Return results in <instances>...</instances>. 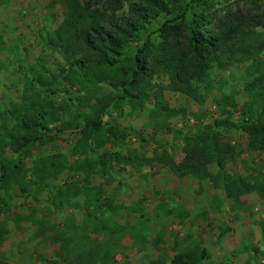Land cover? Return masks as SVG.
<instances>
[{
    "label": "trees",
    "instance_id": "1",
    "mask_svg": "<svg viewBox=\"0 0 264 264\" xmlns=\"http://www.w3.org/2000/svg\"><path fill=\"white\" fill-rule=\"evenodd\" d=\"M56 1L50 0L49 4ZM127 1L62 0L63 17L46 44L57 51L67 67L63 77L68 84L105 82L119 88V101L115 102L118 107L124 103L131 109H142L144 100H150L143 124L149 132L147 136L131 134L138 148L122 154L119 147L130 134L124 127L103 121L107 106H96L90 111L71 109L72 99L68 108L56 106L52 95L61 90L56 80L58 74L49 71L44 60L36 67H27L22 76L23 92L16 100L8 99L6 106H0V264H4L1 248L9 231L8 218L2 214L8 211L4 198L10 200L14 190L22 197H35L43 191L56 210L75 198L82 200L84 216L75 234L71 222L57 229L45 217L35 218L33 208L26 219L34 223L36 235L45 237L46 229L51 232L47 238L57 244L64 264H93L89 262L93 255L98 257L97 264H106L108 256L97 238H90L89 234L104 228L100 213L107 200L101 187L92 188L90 177L104 176L113 165L130 163L132 157L163 164L176 177L211 180L236 206L244 202L243 196L264 199L263 177L228 172L226 165L233 160V147L220 133L223 128H239L246 135L248 149L264 152V71L243 83L242 99L234 92L218 89L212 123L183 136L185 154L181 163H176L164 150H152L146 158L149 141L167 128L163 120L173 113L162 95L164 86L151 82L155 68L166 73L167 87L172 92L201 102L204 93L216 83L215 73L224 65L220 60L222 53L244 30L255 25L264 28V10L250 13L233 10L231 5L212 9L217 0H138L130 1L124 10L122 6ZM253 1L260 2L256 9H264V0ZM6 2L0 0V6ZM159 16L162 21L153 30L154 37L146 35L131 54H125L127 45L138 41L150 22ZM74 99V104L82 107L84 102L78 96ZM63 113L69 114L64 118ZM64 133L75 135L71 160L57 151H41L61 141ZM34 150L39 152L36 157ZM75 155L81 159H75ZM64 171L67 173L58 182ZM17 219L22 217H15L14 224ZM226 230L228 227L222 228L218 237L224 236ZM259 230L256 243L242 246L246 256L241 264H251L254 258L264 264V228ZM166 259L168 264H216L201 239L193 240L187 248ZM164 261L157 257L148 264Z\"/></svg>",
    "mask_w": 264,
    "mask_h": 264
},
{
    "label": "rangeland",
    "instance_id": "2",
    "mask_svg": "<svg viewBox=\"0 0 264 264\" xmlns=\"http://www.w3.org/2000/svg\"><path fill=\"white\" fill-rule=\"evenodd\" d=\"M49 1L7 0L0 6L3 37L0 106H6L8 99L16 100L20 96L24 89L23 72L44 60L45 67L58 74L56 80L61 90L52 95L56 106L68 108L69 99L73 100L71 109L77 107L90 111L96 106H107L103 121L124 127L130 134L119 151L125 154L127 150H137L138 143L131 134L138 132L147 136L149 129H144L143 124L151 106L150 100H144L142 109H131L124 103L118 107L115 102L120 95L119 88L105 82L68 84L63 77L67 67L57 51L46 44L48 36L61 21L65 7L62 0H57L53 5ZM130 1L138 0L124 2V10ZM228 5L233 10L239 8L250 13L264 10L263 7L256 9L260 2L253 0H217L211 8L221 10ZM161 21V16L152 20L138 41L127 45L125 54H131L146 35L154 37L153 30ZM250 29L241 32L232 41L230 49L222 53L220 60L224 65L221 71L215 73L216 83L204 93L201 102L172 92L167 87L166 73L155 68L151 82L164 86L162 95L173 113L163 120L167 128L161 129L149 141L146 158L151 156L152 150H164L176 163H181L185 154L183 136L212 123L218 89L234 92L239 99L243 98V83L264 71V28L255 25ZM75 96L84 102L82 107L74 104ZM68 114L63 113L64 118ZM58 122V119L54 120L55 124ZM220 133L233 147V160L226 165L228 172L264 178V152L248 149L246 135L239 128H223ZM74 138L75 135L64 133L61 141L41 151H57L71 160ZM38 153L34 150L33 156L36 157ZM74 158L81 159L77 155ZM66 173L64 171L58 182L63 180ZM90 180L92 188L96 185L101 187L102 195L107 200L100 213L104 228L97 234H89L90 238H97L108 256L106 264H148L149 260L157 257L164 258L163 264H168V256L187 248L196 239L202 240L216 264H241L246 256V252L241 251L242 246L256 243L260 237L259 229L264 228L263 198L243 196L241 205H233L211 180L176 177L167 166L156 162H144L132 157L130 163L115 164L104 176L92 174ZM4 201L8 211L2 214L8 218L9 231L1 248L2 262L46 264L45 261H55L56 264H64L57 244L47 238L51 232L46 229L45 237L36 235L34 223L26 216L33 208L35 218L45 217L57 229L64 228L69 221L75 234L84 216L82 200L75 198L70 204L56 210L51 207L43 191L36 193L35 197H22L14 190L10 200L6 196ZM15 217H22L17 219L16 225ZM225 227H228L225 235L218 237ZM97 259L93 255L89 262L97 264ZM250 263L260 264L259 258H254Z\"/></svg>",
    "mask_w": 264,
    "mask_h": 264
}]
</instances>
